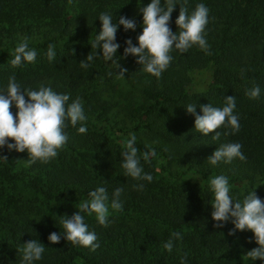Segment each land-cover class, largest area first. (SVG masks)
<instances>
[{
    "label": "trees",
    "instance_id": "1",
    "mask_svg": "<svg viewBox=\"0 0 264 264\" xmlns=\"http://www.w3.org/2000/svg\"><path fill=\"white\" fill-rule=\"evenodd\" d=\"M149 0H0V40L12 43L19 38L37 36L44 45L63 39L67 47L57 51L55 59L43 57L30 66L0 70V90L14 76L22 88L35 89L39 85L51 87L59 93H67L69 102L79 97L86 120L87 131L77 133L76 128L65 122L63 131L67 141L61 147L86 160L89 168L98 169L104 179L95 182L82 175L84 167L64 163L59 156L46 163L37 160L28 170L13 172L15 163H27L24 152L0 149L7 157L0 164V206L10 208L14 203V179L25 180L31 188L55 200L79 202L98 186L107 190L109 201L115 188L122 189L120 211H134L132 227L120 225H92L99 246L95 250L73 245L63 237L50 243L51 232L62 233L61 225L47 228H31L21 224L17 217L21 210L14 208L0 223V264H20L23 243L35 239L44 248L41 259L34 264H261L252 261L246 252L255 247L250 231H233L232 225L214 227L210 218L211 198L197 185L166 184L154 176L152 158L160 157L166 165L184 168L205 179L224 175L228 183L246 182L250 188L264 180V0H176L168 26L176 31L174 20L178 8L191 12L197 3L208 8V23L204 38L208 45L202 51L193 45L184 52L173 49L167 68L159 78L142 71L132 55L124 56V40L135 44L139 34L141 17L138 9ZM164 0H162V3ZM113 15V22L124 16L137 25L135 31H123L117 27L116 42L120 47L115 58L126 69L123 77L116 73L111 61L94 56L87 69L79 62L92 54L90 44L99 31V13ZM51 35L52 37L48 38ZM63 42V43H64ZM41 44H38L40 47ZM96 54H100L99 48ZM212 65V84L203 92H186L188 72ZM258 86L260 94L250 98L246 92ZM235 97L239 130L221 126L217 140L212 133L203 135L193 128L194 116L184 110L188 104H211L222 107L223 99ZM9 111L15 115L16 109ZM120 115V123H134L136 129L152 145L134 142L137 156L144 172L152 175L151 182L137 181L124 174L120 167V149L110 142L95 122L108 124L111 129ZM76 127H79V123ZM239 143L244 160L233 159L229 163L209 165L207 157L221 143ZM151 150L147 161L142 154ZM104 174H108L106 176ZM143 183L142 190L133 185ZM17 215V216H15ZM147 221V222H146ZM180 233V238L172 233ZM172 238V250L163 244Z\"/></svg>",
    "mask_w": 264,
    "mask_h": 264
},
{
    "label": "clouds",
    "instance_id": "2",
    "mask_svg": "<svg viewBox=\"0 0 264 264\" xmlns=\"http://www.w3.org/2000/svg\"><path fill=\"white\" fill-rule=\"evenodd\" d=\"M176 6V0H149L137 11L141 17V30L132 40H124L123 55H132L135 62L142 67V71L159 78L167 68L172 57L170 52L175 49L184 52L193 45L202 51H207L208 45L204 38V28L208 23V8L204 3H197L189 13L185 8L179 7L178 14L174 20L176 31L173 32L168 26L170 14ZM100 28L95 32L90 47L95 51L87 54L79 62L80 67L87 69L93 61L94 56H102L103 60L111 61L114 69H119L116 74L123 77L126 69L120 67L115 58L116 50L120 44L116 42L117 27L123 31H135L137 25L131 18L119 17L113 22V15L107 12L99 13L97 17ZM99 48L100 54H96ZM37 52L30 48L26 40L16 44L12 51L10 65L21 66L23 63H31L35 60ZM47 59L51 62L55 59L56 52L51 44L45 52ZM258 86L252 87L246 92L250 98H256L260 94ZM16 109L13 115L9 108ZM197 105L188 104L184 110L194 116L193 128L200 134L212 133V139L217 140L220 133L215 131L221 126L230 127L235 133L239 130L237 115L234 113L236 107L235 97L227 96L223 99L222 107H214L207 103L199 106V114H196ZM86 120L82 103L79 97L69 102L67 93H59L44 84L35 89L22 88L14 76H9L7 84L0 90V149L24 152L27 155V163L32 164L37 160L46 163L55 158L57 150L67 141V134L63 131L67 121L76 128L77 133L84 134L87 129L83 124ZM79 123V127H76ZM136 136L129 134L123 142V151L120 153V167L126 176L137 181L151 182L152 175L143 171L140 158L137 156V148L134 146ZM239 143H221L206 158L209 165L215 166L218 162H231L234 158L244 160ZM154 154L151 150L142 154L147 161L148 156ZM0 161H6L0 156ZM134 188L142 190L143 183L133 185ZM208 190L211 193L210 218L214 227H223L224 222L233 226L229 235L235 231H250L251 240L255 247L246 252V256L252 261L259 259L264 264V200L257 197L254 191H250L242 199H234L229 195L228 178L224 175H216L209 179ZM122 189L117 187L112 192L109 201L107 190L98 186L87 193V198L78 204V209L70 216H64L60 220L62 233L51 232L47 236L50 243H57L61 237L70 241L73 245L88 247L95 250L99 244L94 231H90L84 222L85 216H94L97 224L107 226L110 221L109 209L120 211L122 202L120 200ZM172 237L179 239L180 233H172ZM173 247L172 238L163 244L166 251ZM45 246L37 240L32 239L23 243L20 264H34L41 259ZM180 264H185L184 258H180Z\"/></svg>",
    "mask_w": 264,
    "mask_h": 264
},
{
    "label": "rangeland",
    "instance_id": "3",
    "mask_svg": "<svg viewBox=\"0 0 264 264\" xmlns=\"http://www.w3.org/2000/svg\"><path fill=\"white\" fill-rule=\"evenodd\" d=\"M52 37L51 35L48 38ZM22 40H26L28 46L36 50L37 55L33 62L23 63L21 66H30L38 63L43 57H45V52L47 50V46L41 43L43 39L38 38L37 36H32L30 38H19L12 43H4L5 41L0 40V70L5 68H14L10 65V60L12 58V51L17 43ZM63 39L58 41L52 40V46L55 52L60 51L67 47ZM38 44H41L38 47ZM18 66V67H21ZM212 84V65L208 64L205 68L194 69L188 72V84L186 87V92L189 94L199 93L207 90L209 86ZM121 116L113 115L110 119L116 121L115 127L111 129L108 124L95 122L97 127H101L103 132L106 134L107 139L112 142L115 146L120 149H123V142L128 139L129 134H133L136 136L135 142H142L145 145H152L150 141H148L140 132V129H136L134 123H127V125H122L120 123ZM0 156L7 157L0 150ZM59 159L65 158L64 163H69L77 165V167H84L85 171L82 175L93 178L94 181L100 182L103 180L104 176L98 174V169H94L92 167L89 168V165L86 160L82 159L81 156L72 153L70 151L62 150L61 148L57 150V155ZM4 161H0L2 164ZM151 162L154 167V176L156 179L162 181L166 184H187V185H197L201 190L205 191L210 195L211 193L208 190V181L211 177L209 176L205 179H202L197 174L192 171H187L184 168L173 166H167L166 163L161 160L160 157H155L151 159ZM30 165L25 162L15 163L12 167L13 172L24 171L27 174H32L29 172L28 168ZM109 176L108 174H104ZM13 183L14 190H10L15 195L14 203L11 204L10 208L0 206V223H3L5 219L8 218L12 209L19 208L21 210L20 214L17 217V220L21 223L30 224L31 228H47L52 226H59L60 220L64 216L72 215L78 209L79 202H72L67 200H55L52 197L46 196L42 193L35 191L31 186L23 179H14ZM229 184V195H231L234 199H242L245 195H247L250 191H254V194L264 200V180L255 182L250 188L246 182H234ZM84 200V199H83ZM12 208V209H11ZM211 210V209H210ZM109 217L107 226L111 225H120L121 229H124L125 226L132 227L134 225L135 214L134 211H113L109 209ZM17 216V215H15ZM84 222L88 225V227L92 225H99L96 223L94 216H85ZM147 222V221H146Z\"/></svg>",
    "mask_w": 264,
    "mask_h": 264
}]
</instances>
